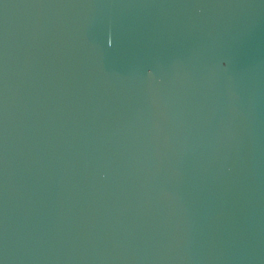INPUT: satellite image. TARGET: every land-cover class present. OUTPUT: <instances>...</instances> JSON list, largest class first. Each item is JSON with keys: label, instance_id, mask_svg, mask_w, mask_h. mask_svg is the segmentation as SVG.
Masks as SVG:
<instances>
[{"label": "water", "instance_id": "1", "mask_svg": "<svg viewBox=\"0 0 264 264\" xmlns=\"http://www.w3.org/2000/svg\"><path fill=\"white\" fill-rule=\"evenodd\" d=\"M0 264H264V0H0Z\"/></svg>", "mask_w": 264, "mask_h": 264}]
</instances>
